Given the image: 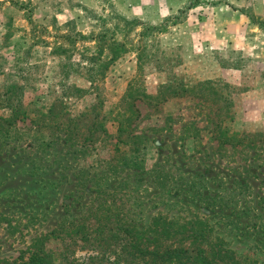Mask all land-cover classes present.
<instances>
[{
	"label": "rangeland",
	"instance_id": "rangeland-1",
	"mask_svg": "<svg viewBox=\"0 0 264 264\" xmlns=\"http://www.w3.org/2000/svg\"><path fill=\"white\" fill-rule=\"evenodd\" d=\"M6 96L28 118L0 131V264L107 194L101 221L183 206L264 264V0H0Z\"/></svg>",
	"mask_w": 264,
	"mask_h": 264
},
{
	"label": "trees",
	"instance_id": "trees-1",
	"mask_svg": "<svg viewBox=\"0 0 264 264\" xmlns=\"http://www.w3.org/2000/svg\"><path fill=\"white\" fill-rule=\"evenodd\" d=\"M4 101H7L5 107L9 108L10 114L4 118L0 116V131L7 129L4 132V136H7L9 126H15V122L20 118L22 121L28 118V110L20 100L11 102V98L6 96ZM31 123L34 124V119ZM218 125L221 123H218L216 128ZM35 126L38 127L39 124ZM228 133L229 130L219 128L216 134L219 144L229 145L231 148L242 144L234 134ZM117 151L121 153L120 149ZM131 162L130 159L129 163ZM114 190L113 188L112 191ZM169 194L179 193L173 189ZM187 194L185 191V205L197 202L194 194ZM107 198L108 194L100 199L95 198L96 203L89 208L95 221L69 220L60 231L53 230L35 239V249L25 261L23 254L20 255L19 264H252L247 257L234 252L229 242L216 234L214 225L217 222L211 223L209 217H199L181 206L174 209L175 215L172 217L158 215L151 220L148 227L141 226L135 218L127 217V212L120 217L116 212L112 217L107 216L101 221L93 213L99 212L102 202ZM204 208L205 213H209L210 208L205 205ZM51 241L68 242L71 248L67 251L60 250L56 254L47 246ZM78 244L80 248L91 251L88 256L74 255L73 247Z\"/></svg>",
	"mask_w": 264,
	"mask_h": 264
}]
</instances>
